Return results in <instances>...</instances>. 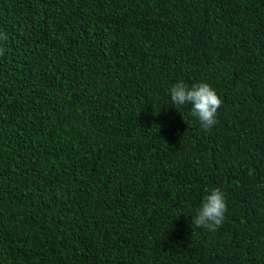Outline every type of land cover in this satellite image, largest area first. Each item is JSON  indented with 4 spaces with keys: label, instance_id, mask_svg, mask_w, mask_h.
<instances>
[{
    "label": "trees",
    "instance_id": "obj_1",
    "mask_svg": "<svg viewBox=\"0 0 264 264\" xmlns=\"http://www.w3.org/2000/svg\"><path fill=\"white\" fill-rule=\"evenodd\" d=\"M0 48V264H264V0H0Z\"/></svg>",
    "mask_w": 264,
    "mask_h": 264
},
{
    "label": "clouds",
    "instance_id": "obj_2",
    "mask_svg": "<svg viewBox=\"0 0 264 264\" xmlns=\"http://www.w3.org/2000/svg\"><path fill=\"white\" fill-rule=\"evenodd\" d=\"M4 40L7 36L3 37ZM4 54L0 48V56ZM172 105H190V114L196 118L204 130H210L216 124L217 112L223 101L216 90L207 82L188 86L178 81L170 89ZM227 211L226 199L220 188H212L204 197L203 203L196 211L192 222L197 227L216 231L224 222Z\"/></svg>",
    "mask_w": 264,
    "mask_h": 264
}]
</instances>
